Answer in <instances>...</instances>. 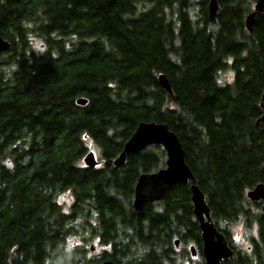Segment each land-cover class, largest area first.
Wrapping results in <instances>:
<instances>
[{"label":"trees","instance_id":"1","mask_svg":"<svg viewBox=\"0 0 264 264\" xmlns=\"http://www.w3.org/2000/svg\"><path fill=\"white\" fill-rule=\"evenodd\" d=\"M254 2L218 0L209 22L208 0H0V36L11 44L0 54V264H54L79 231L111 251L73 250L61 264H177L174 238L198 240L189 183L135 212L137 177L163 167L165 152L154 145L112 164L140 121L177 135L226 236L220 223L264 183V13L252 34L244 27ZM90 145L101 167L82 165ZM65 192L68 213L57 201Z\"/></svg>","mask_w":264,"mask_h":264},{"label":"water","instance_id":"2","mask_svg":"<svg viewBox=\"0 0 264 264\" xmlns=\"http://www.w3.org/2000/svg\"><path fill=\"white\" fill-rule=\"evenodd\" d=\"M218 11V0H208L207 18L209 22L216 19ZM262 13H264V0H255L253 9L244 18V27L248 33H253L256 17ZM10 48L11 44L0 36V54L9 51ZM157 82L164 91L172 92L171 85L164 74L157 75ZM76 104L84 106L87 104V100L78 98ZM260 107L263 114L256 124L264 121V97L261 99ZM154 145L163 148L165 165L155 171L143 172L138 175L133 190L131 208L135 212H141L148 205L162 201L171 185L189 183L192 213L199 225L205 264H221L222 261L228 260L233 256L234 251L228 246L224 235L214 226L205 195L196 184L195 177L185 162L182 144L166 124L140 121L132 135L124 142L121 152L113 159L112 164L114 167H120L125 163L127 156L136 155ZM82 161L88 168H95L98 165V160L91 151L83 157ZM263 187L257 185L247 193V196L252 199L256 198ZM173 244L177 248L179 241L174 239ZM90 251H93V247H90ZM190 253L192 256L196 255L193 246L190 247ZM101 264L117 263L108 259Z\"/></svg>","mask_w":264,"mask_h":264},{"label":"flooded vegetation","instance_id":"3","mask_svg":"<svg viewBox=\"0 0 264 264\" xmlns=\"http://www.w3.org/2000/svg\"><path fill=\"white\" fill-rule=\"evenodd\" d=\"M103 164H104L103 161H98L97 167H101ZM257 185L264 186V183H257L253 185L252 187L245 189L243 193L242 210L239 216L240 218L243 219V221L245 222V225H248L250 223H253L256 225L255 236L251 239L252 244H250L244 252H239L235 250V248L231 244L229 235H227V232H226L227 238L226 236H224V238L228 246L234 251V254L228 260L222 261L221 264L222 263L230 264L232 263V261L241 262V258L246 259V261L249 264H264V209H263L264 208V187L260 189L256 198L252 199L249 196H247V193L253 190ZM194 220L196 221L195 217H194ZM197 226L199 229L198 223H197ZM175 239L179 241V245L177 248L173 245V247L175 248L174 249L175 254L176 252L180 251V253H177V256H178L177 264H198V263L205 264L203 253H202V241H201L200 229L198 233V240H194V239L184 240L181 237H175ZM180 246H182V248H180ZM191 246L195 248V251H196L195 256H192L190 253ZM242 264H244L243 261H242Z\"/></svg>","mask_w":264,"mask_h":264},{"label":"rangeland","instance_id":"4","mask_svg":"<svg viewBox=\"0 0 264 264\" xmlns=\"http://www.w3.org/2000/svg\"><path fill=\"white\" fill-rule=\"evenodd\" d=\"M253 6H254V3L251 5V9H253ZM191 11L193 12L194 15L196 13H198V11H199L198 5L193 4V6L191 7ZM215 22L211 24V27L216 28ZM36 44H39V49L37 47H35ZM41 48H42V44L36 40L34 42L35 51L40 50ZM219 77L222 79L223 78L227 79L229 81V74L227 72L220 73ZM159 147H161V146H159ZM161 149H163V148L161 147ZM89 150L94 153L96 160L102 161L98 152L95 150V148L92 145H90ZM164 162H165V158H164ZM82 165L84 166L83 162H82ZM164 165H165V163H164ZM164 165H163V167H164ZM160 168H162V166ZM57 201L59 204L62 205L64 212L68 213L70 206L73 202L71 194L69 192L61 193L57 196ZM242 205H243V203H242ZM248 225H245V222L240 217H238L234 221L220 223L221 229L224 230L225 232H227V235H229V238L231 240V244L233 245L235 250H237L239 252H244L246 250V248L250 244H252L251 239L255 236L256 225L253 223H250ZM238 227L241 228V232L239 234V239H243L245 241L244 244H241L238 242L237 232H236V229ZM244 233H248V234L245 236ZM84 239H88V240L85 242ZM90 247H93V251H90ZM180 248H182V246H180ZM77 249H86L87 255L89 257H99L101 255V253H103V252H110L111 246L109 244L108 245H100V241H99L98 236H91L87 232H80L79 231V232H76V233H73V234H70L69 236H67L65 238L64 244L59 248V252L55 251V254H54V259H55L54 261L55 262H54V264H61L62 262H64V259H62L61 257H66L68 253L72 252L73 250H77ZM177 253H180V251L176 252L175 255H177Z\"/></svg>","mask_w":264,"mask_h":264},{"label":"clouds","instance_id":"5","mask_svg":"<svg viewBox=\"0 0 264 264\" xmlns=\"http://www.w3.org/2000/svg\"><path fill=\"white\" fill-rule=\"evenodd\" d=\"M35 47H37V48L39 49V44H36ZM40 50L42 51V49H40ZM230 79H231V74H229V81H230ZM5 164H6V166H7L8 168H11V167H12V164H11L10 161H5ZM236 232H237L238 242L241 243V244H244L245 241H244L243 239H239V234H240V232H241V228L238 227V228L236 229ZM247 234H248V233H244L245 236H246Z\"/></svg>","mask_w":264,"mask_h":264}]
</instances>
